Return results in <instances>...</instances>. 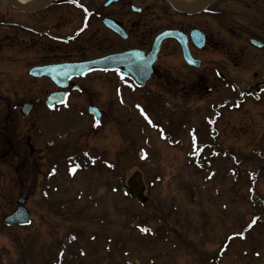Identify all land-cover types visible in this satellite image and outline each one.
<instances>
[{"label": "rangeland", "instance_id": "1", "mask_svg": "<svg viewBox=\"0 0 264 264\" xmlns=\"http://www.w3.org/2000/svg\"><path fill=\"white\" fill-rule=\"evenodd\" d=\"M9 61L3 65L10 71L7 86L41 60L33 56L28 64L21 58ZM112 76L114 88L90 77L92 93L74 92L55 110L57 115L49 114L55 122L53 128L45 126L48 136L35 140L36 147L44 146L45 137L57 141L58 150L76 157L69 166L83 169L73 172L66 165L53 172V165L46 158L36 160L27 145L21 157L0 160V264H264V201L254 205L245 188L228 192V163L218 166L217 155L209 166L215 150L208 145L212 123L191 117L200 112L195 104L191 113L183 111L182 121L178 115L175 125L169 123L163 98L152 101V109L146 107L133 85ZM167 85L158 79L151 84L162 91L171 89ZM43 87L48 88L44 80ZM88 98L105 109L98 126L88 111ZM249 106L224 113L217 127L226 131L234 124L235 137L224 134V143L234 142L235 152H247L253 145L258 148L253 153L259 155L264 152L263 105ZM193 141L199 142L198 148ZM137 169L143 171L141 182L149 196L144 205L127 184ZM258 186L264 195L263 178ZM254 192L259 198L257 189ZM22 193L31 195L33 222L7 227L3 218ZM33 194L54 203L55 211L41 206Z\"/></svg>", "mask_w": 264, "mask_h": 264}, {"label": "flooded vegetation", "instance_id": "2", "mask_svg": "<svg viewBox=\"0 0 264 264\" xmlns=\"http://www.w3.org/2000/svg\"><path fill=\"white\" fill-rule=\"evenodd\" d=\"M47 1L37 0L36 10L30 12L14 8L9 1L0 9L1 161L8 162L9 156L21 157L25 145L31 153H36V160L56 156L54 145L44 148L50 139L43 140V147H36L35 140L48 136L45 126L53 128L55 110L61 109V105L49 106L47 98L62 89L48 75L29 72L32 67L94 61L129 50L147 55L163 30L177 31L180 39L174 36L164 39L154 73L145 86L137 85L136 93H143L144 97L140 98L144 100L163 98L166 121L176 124L178 115L179 122L182 121L183 111L188 112V106L194 104L211 105L215 110L222 105L220 111L230 114L236 95H242L237 100L244 109H250L249 104L254 103L263 105L264 111L263 0H213L202 10L187 8L177 1V5L191 12L177 9L173 0H53L46 4ZM196 30L205 38L202 46L192 34ZM184 47L194 59L192 64L185 56ZM33 56L41 61L26 67L7 86L5 76L10 71L3 65L20 58L28 64ZM112 75L117 78L124 73L118 67H93L86 75L71 78L64 90L69 92L68 98L77 91L90 93L93 88L88 84L90 77L108 81L114 88ZM126 79L136 83L129 74ZM157 79L167 82L171 89L153 88L151 84ZM43 80L48 84L47 89ZM86 102L95 104L89 98ZM25 103L30 104L22 116ZM101 109L104 116L105 110L102 106ZM172 113L175 115L171 116ZM230 128L228 139L232 137ZM222 140L225 142L223 135ZM26 153L29 154L27 150ZM25 160L31 163L29 157ZM228 162L234 168L230 158Z\"/></svg>", "mask_w": 264, "mask_h": 264}, {"label": "water", "instance_id": "3", "mask_svg": "<svg viewBox=\"0 0 264 264\" xmlns=\"http://www.w3.org/2000/svg\"><path fill=\"white\" fill-rule=\"evenodd\" d=\"M212 0H204L198 10L205 8ZM14 6H16L20 10H28L29 8L26 6H23L16 2V0H11ZM173 5L182 11H188L185 10L183 7L178 6L176 3H173ZM191 12V11H188ZM178 34V33H177ZM176 34V31H164L162 32L157 38L153 45V48L151 52L144 56L142 53H139L138 51H132L127 52L124 54H117L105 58H101L95 61L91 62H83V63H73V64H66V65H60V66H53L48 67L45 69V71H42L38 74H46L52 77V79L59 85V86H67L68 81L71 77H73L76 74H83L92 66H101V67H121L123 71H125L127 74L133 75L139 83L144 84L153 73V64L155 63L157 59L158 52L161 47L162 41L166 37L174 36L178 39L179 36ZM195 35V38L197 39L196 43H198L200 46L203 45L204 40L202 39L201 35L198 34V31H194L192 33ZM185 56L189 60V54L186 51L185 47ZM191 61V60H190ZM64 100V96L60 93L53 94L49 98V103L53 102H62ZM25 108V107H24ZM24 109H22V112ZM90 111L95 115L96 120L100 121L101 118V111L98 107L91 106ZM23 114H25L23 112ZM140 175V172H135L129 179V185L133 188H136L139 186L137 176ZM145 187L142 186L141 192L139 193V198L145 202L147 199L143 192ZM19 205L17 209L6 216L4 218V223L8 226H12L15 224L20 225H27L30 223L31 220V213L29 210L23 205L25 202L24 197L18 198Z\"/></svg>", "mask_w": 264, "mask_h": 264}, {"label": "bare ground", "instance_id": "4", "mask_svg": "<svg viewBox=\"0 0 264 264\" xmlns=\"http://www.w3.org/2000/svg\"><path fill=\"white\" fill-rule=\"evenodd\" d=\"M53 0H48L46 4L51 3ZM179 3L185 5L187 8H196L199 6L200 3L198 1L200 0H176ZM6 0H0V7H3ZM17 3L24 5V6H36L37 0H16Z\"/></svg>", "mask_w": 264, "mask_h": 264}, {"label": "trees", "instance_id": "5", "mask_svg": "<svg viewBox=\"0 0 264 264\" xmlns=\"http://www.w3.org/2000/svg\"><path fill=\"white\" fill-rule=\"evenodd\" d=\"M250 149V148H249ZM238 152H240V154L242 155V156H245V162H248V163H250L249 165H251L252 163H254V161H253V154H251L252 153V150H249V151H247V152H243L242 150H237ZM239 154V153H238ZM249 155V156H248ZM252 171V170H251ZM260 180H261V178H260V175H258V176H256L255 178L254 177H252V178H248L247 179V181L248 182H250V186H252V188L254 189L256 186H257V188H258V185L260 184ZM263 180H264V172H263ZM247 182H245V184H246ZM248 185H249V183H247ZM24 253L25 254H31V253H27V252H25L24 251Z\"/></svg>", "mask_w": 264, "mask_h": 264}, {"label": "snow or ice", "instance_id": "6", "mask_svg": "<svg viewBox=\"0 0 264 264\" xmlns=\"http://www.w3.org/2000/svg\"><path fill=\"white\" fill-rule=\"evenodd\" d=\"M150 122H151V121H150ZM98 123H99V121H97V124H98ZM78 167H79V165H76L75 168L72 169V171L75 172L76 168H78ZM253 223H255V221H253ZM249 227H251V225H249ZM142 231H144V232H149V231H151V229H149V228H143ZM239 235H242V233L239 234Z\"/></svg>", "mask_w": 264, "mask_h": 264}]
</instances>
